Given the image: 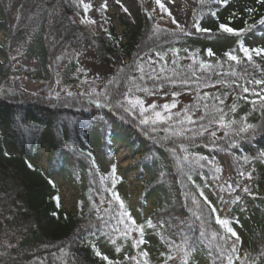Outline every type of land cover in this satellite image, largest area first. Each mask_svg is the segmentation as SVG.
I'll use <instances>...</instances> for the list:
<instances>
[{"label": "trees", "instance_id": "trees-1", "mask_svg": "<svg viewBox=\"0 0 264 264\" xmlns=\"http://www.w3.org/2000/svg\"><path fill=\"white\" fill-rule=\"evenodd\" d=\"M187 1L185 32L150 18L146 0H129L127 12L118 5L123 31L116 32L110 13L97 6L100 26L93 34L77 19L85 12L80 0H0L6 34L0 43V264H106L95 250L120 264H136L126 256L141 264H229V255L232 264H264V106L242 90L264 88L249 83L264 80V56L253 53L248 62L239 50L241 43L264 48V42L248 44L249 33L264 34L258 23L264 0ZM197 21L210 31H197ZM221 23L243 31L223 32ZM219 40L228 45L218 59H205V46ZM233 50L240 63L224 55ZM27 80L38 84L30 87ZM168 91L177 95L162 101L159 95ZM125 94L143 101L146 116L160 111L171 119L141 124L140 107ZM185 109L195 123L178 122ZM216 109L225 122L237 123L222 127ZM242 118L255 130L238 135ZM201 125L206 131L197 135ZM116 140L137 154L129 168L141 183L139 217L116 170ZM44 143L45 171L36 164ZM55 174L82 189L72 213L61 208ZM149 198L154 208L144 215ZM125 210L135 225L121 215ZM217 217L238 234L237 252ZM140 239L149 244L134 247Z\"/></svg>", "mask_w": 264, "mask_h": 264}, {"label": "rangeland", "instance_id": "rangeland-1", "mask_svg": "<svg viewBox=\"0 0 264 264\" xmlns=\"http://www.w3.org/2000/svg\"><path fill=\"white\" fill-rule=\"evenodd\" d=\"M147 6L150 9V13L153 17H155L156 22L160 26H167L171 28H176V25L172 23V18L182 25L185 24L186 19L189 17L190 9L189 2L187 0H161V2L168 9V12H164L159 5L155 3V0H146ZM89 9L87 12L80 14L77 19H79L85 29L89 30L91 33L95 34L99 30L100 21L97 17V6H101L102 4H107V11L112 16V23L117 32L123 31V27L120 24V20L117 18L119 14L120 7L118 5H123L125 8H130L129 0H120V4L116 2V0H88ZM171 13V15H169ZM88 20L95 21V23H88ZM248 44H256L264 42V34L261 32H252L248 34ZM228 45L227 42L219 40V41H210L208 45L205 46L206 51L204 53V58L207 60H216L217 56L222 49H224ZM211 49L214 53L213 56L207 55V50ZM27 85L33 87V85L38 84L35 80H27ZM173 93L171 91L166 92V94L159 95V98L162 101L167 102L171 99ZM115 150H117V161H118V171L124 176L127 183L128 191L133 194L138 192L139 189V181L136 180V174L133 172L131 168H128L131 163H133V159L136 158L129 150L128 145L124 142L115 141L114 142ZM39 157L37 158L36 164L39 165L43 170H45L46 165L45 161L48 157V150L46 145H43L39 151ZM261 167H264V164H260ZM54 185L59 187V197L62 199V207L65 208L66 211H72L77 203L79 198L78 195L81 194L82 189L77 185H74L72 181L66 180L62 175L55 174L52 178ZM135 206V202H132ZM154 200L149 198L147 206L144 210V214H148L151 209L154 208ZM247 224V223H246Z\"/></svg>", "mask_w": 264, "mask_h": 264}, {"label": "snow or ice", "instance_id": "snow-or-ice-1", "mask_svg": "<svg viewBox=\"0 0 264 264\" xmlns=\"http://www.w3.org/2000/svg\"><path fill=\"white\" fill-rule=\"evenodd\" d=\"M116 2L118 4H120V0H116ZM196 2L198 4H205V3H217V4H226L228 2V0H196ZM261 0H257V3H260ZM80 3L83 4L84 6V9H85V12H87V10L89 9L90 5L89 4H84V0H80ZM155 3L157 5H159V7L164 11V12H168V9L165 7V5L161 2V0H155ZM121 8L127 12V8H124V6L121 4L120 5ZM101 8L105 9L107 8V4L104 3L101 5ZM247 11L251 12L253 11V9H247ZM169 15H171V13H169ZM211 15L212 16H215L216 13L213 11L211 12ZM149 17L151 18V13H149ZM88 23H95V21H92V20H88ZM172 23L176 25V28L177 30H179L180 32H185V29L182 25H180L176 20L175 18L173 17L172 18ZM258 23H264V17L261 18L260 21H258ZM193 27L196 28L197 31L199 32H207V31H210L209 29H204V28H201L200 25H199V21H197L196 23H194ZM251 27V26H249ZM219 28L223 31V32H226V33H230V34H235V35H239L240 32H242L243 30H237V29H233L229 26H226L225 24H220L219 25ZM244 57H246L247 61L248 62H252L253 61V53L256 55V56H264V48H248L246 46H244L243 43L240 44V49H239ZM173 53H176L178 50L176 49H172ZM185 52L188 51V49H184ZM234 51H229V52H225V56L228 57L229 60L231 61H236L237 63H240V58L234 54ZM160 55V59L163 60L164 59V56L162 54H159ZM207 55L208 56H213L214 53L212 52L211 49L207 50ZM193 56H195V53H193ZM173 63H175V61H173ZM200 67L201 68H205V67H210L209 65H206L205 63L201 62L200 63ZM137 70L140 71L141 73L144 72V67L142 65H138L137 66ZM193 76L196 75L195 72L192 73ZM143 78V77H141ZM130 80H134L135 77H129ZM157 79H160L159 77H157ZM161 83H163V81H161ZM184 83H188L187 80L184 81ZM250 84H255V85H264V80H261V79H255V80H250L249 81ZM143 91H148V89H142ZM243 92L244 93H249L251 92L253 95H256L259 97V101L261 102L262 106H264V88H261L260 91H256L255 89H250L248 87H243ZM69 95H71V93H69ZM177 95V93H173V96ZM207 95V94H205ZM125 99L128 100V103L130 105H132L133 107L135 106H139L140 107V113H141V116L143 117L141 120H140V123L143 124V125H146V124H149L151 122V124H156L158 122H164L168 119H171V116H164L161 114L160 111H154L153 112V115L152 116H146L145 113L147 112V109L143 106V101L139 100V99H131L130 98V95L129 94H125ZM217 99H220L219 97H217ZM222 102V101H221ZM252 103H256V101H253ZM99 106V105H98ZM154 107V106H153ZM176 107L175 103L169 105V104H164L163 105V109L165 111H167L168 109L170 108H174ZM126 112L129 111V108H125L124 109ZM183 111V120H180L178 121L179 123H183L184 120H186L188 123H195V121L193 120L192 116L189 114L191 112L190 109H185V110H182ZM217 112L220 113L219 115V119L216 120L215 122L220 124L222 127H225V128H228V127H231L232 125H235L237 122L235 120H231V121H227L225 122V119H224V114H223V110L222 109H216ZM231 111L232 112H235L236 111V106L233 105L232 108H231ZM176 115L179 117L181 116V112H177ZM201 119H203V117H201ZM213 121H209V123H212ZM201 131L197 132L196 134L197 135H203L204 134V131H206V128L201 125ZM169 129H165V131H168ZM250 130L254 131L255 130V126L252 125V124H248V123H244L243 122V118H242V126H240L237 130V134H241V133H247L249 132ZM174 135H182L183 132L181 131H177V132H174L173 133ZM216 133L213 131L211 133V136H215ZM5 155H7V153H5ZM90 155V153H89ZM260 157L262 158V162H264V152L260 153ZM185 159H187V157H185ZM199 159H204V157H199ZM247 159V158H246ZM29 167H32L31 164H29ZM113 174H115V167H113ZM243 174V173H242ZM51 183V181H50ZM113 183L115 184V181H113ZM245 192H248L249 190L247 188H244L243 189ZM201 195H203V193H201ZM114 198L116 200H119V196L116 195L115 193L113 194ZM207 203V200L205 201ZM211 207V205H209ZM120 207L121 209H124V203L121 201L120 202ZM212 211H215V208H212ZM121 215L123 216H127L129 220H131L132 222V225H135V220H132L131 216L128 214V212L125 210L121 213ZM217 224L221 225V227H223L228 233L231 234V237H234L235 240L232 241V244H231V252L232 253H235L237 252V249L235 247L236 245V242L239 240V236L238 234L236 233V231L233 230L232 227L229 226V222L227 220H223V219H220L219 217H217ZM149 226H151V221H148L147 222ZM135 230L137 232H140L141 235H142V228L140 227H137L135 228ZM125 235H127V233H125ZM215 236V233L213 234ZM143 243H146V241H144L143 239H140L136 242V244H134L133 246L134 247H138L139 244H143ZM94 250H95V246H94ZM116 251L117 252H120V248L117 247L116 248ZM95 255L97 257H100V259L104 262H106V264H120L119 261H113L112 259H110L107 255H103L99 250H95ZM141 257H147L148 256V253L146 251H142L140 254H139ZM125 259L127 260H130V261H135L136 264H141V261L136 257V256H126ZM168 259L171 260L173 259V257L171 255L168 256ZM228 259V262L229 264H232V256L229 255L227 257ZM236 259L237 260H240L241 257L239 256H236ZM143 264H149V261L147 259H144L143 260ZM183 264H188V262L185 260L183 262Z\"/></svg>", "mask_w": 264, "mask_h": 264}, {"label": "built area", "instance_id": "built-area-1", "mask_svg": "<svg viewBox=\"0 0 264 264\" xmlns=\"http://www.w3.org/2000/svg\"><path fill=\"white\" fill-rule=\"evenodd\" d=\"M1 35V34H0Z\"/></svg>", "mask_w": 264, "mask_h": 264}]
</instances>
